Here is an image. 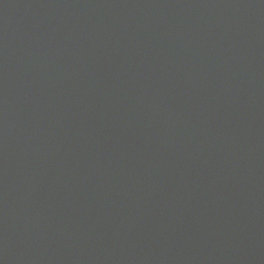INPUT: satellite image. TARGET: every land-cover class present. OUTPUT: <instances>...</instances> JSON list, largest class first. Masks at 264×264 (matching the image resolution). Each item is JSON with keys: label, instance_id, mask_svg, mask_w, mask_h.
I'll return each instance as SVG.
<instances>
[{"label": "water", "instance_id": "obj_1", "mask_svg": "<svg viewBox=\"0 0 264 264\" xmlns=\"http://www.w3.org/2000/svg\"><path fill=\"white\" fill-rule=\"evenodd\" d=\"M0 264H264V0H0Z\"/></svg>", "mask_w": 264, "mask_h": 264}]
</instances>
